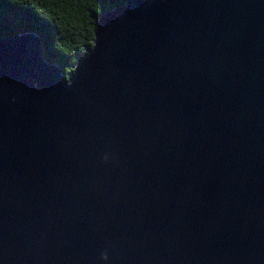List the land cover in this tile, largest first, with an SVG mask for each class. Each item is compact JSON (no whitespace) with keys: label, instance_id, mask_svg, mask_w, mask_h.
Wrapping results in <instances>:
<instances>
[{"label":"water","instance_id":"water-1","mask_svg":"<svg viewBox=\"0 0 264 264\" xmlns=\"http://www.w3.org/2000/svg\"><path fill=\"white\" fill-rule=\"evenodd\" d=\"M0 264H264V0H126L68 75L1 35Z\"/></svg>","mask_w":264,"mask_h":264},{"label":"trees","instance_id":"trees-1","mask_svg":"<svg viewBox=\"0 0 264 264\" xmlns=\"http://www.w3.org/2000/svg\"><path fill=\"white\" fill-rule=\"evenodd\" d=\"M126 0H0V36L33 31L68 75L92 45L98 17Z\"/></svg>","mask_w":264,"mask_h":264},{"label":"clouds","instance_id":"clouds-1","mask_svg":"<svg viewBox=\"0 0 264 264\" xmlns=\"http://www.w3.org/2000/svg\"><path fill=\"white\" fill-rule=\"evenodd\" d=\"M105 259H107V257L105 256Z\"/></svg>","mask_w":264,"mask_h":264}]
</instances>
